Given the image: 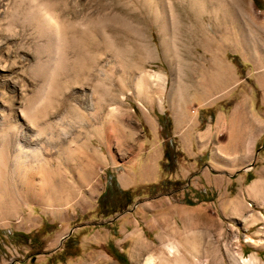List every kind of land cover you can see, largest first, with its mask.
Masks as SVG:
<instances>
[{
    "label": "rangeland",
    "instance_id": "obj_1",
    "mask_svg": "<svg viewBox=\"0 0 264 264\" xmlns=\"http://www.w3.org/2000/svg\"><path fill=\"white\" fill-rule=\"evenodd\" d=\"M166 1L175 6L163 15L167 34L155 21L161 14L151 0H0V117H20L17 109L34 89L24 60L32 56L17 49L20 30L30 32L40 11L52 10L70 23L100 21L85 32L80 25L74 26L73 39L86 53H95L99 47L102 62L108 56L105 35L117 48L111 66L116 94L112 110L104 106L94 115L83 108L54 111L53 119L63 120V133L58 130L51 140L47 202L21 203L16 211L6 212L10 187L0 186V264H120L115 259L118 254L125 257V264H145L147 257H152L153 264H264L263 140L255 157L245 161V167L252 164L248 171H242L245 167L218 175L210 171L212 178L220 177L223 183L220 191L214 183L202 193L211 201L202 209L198 207L202 198L197 197L192 202L196 207L182 211V218H150L149 228L139 221L132 227L134 210L120 216L121 221L107 224L133 204L140 208L158 198L188 206L183 190L185 181L195 178L192 173L180 176L178 187L154 194L143 183L157 175L153 163L163 140L158 116L189 107L198 98L194 100L198 108L209 115L208 119L199 115L200 125L205 120L212 123L211 112L249 92L258 105L256 82L264 75V11L251 0H221L220 9L209 0H199L198 6L188 0ZM112 15L113 25H105L102 19ZM3 16H9L10 22ZM126 22L138 29V36L129 32ZM10 33L14 39L7 40ZM50 53L49 42L36 47L40 65L48 63ZM157 76L163 77L164 85ZM140 77H145L142 89L137 86ZM81 89L73 82L61 84L60 98L73 107ZM61 142L64 146L58 150ZM107 172L122 187L134 184L135 188L130 206L103 217L96 206ZM160 173L167 179L168 174L161 169ZM256 176L263 184L261 193L254 194L250 190L254 182L249 187L248 183ZM234 199L232 213H221L220 206ZM163 212L156 208L150 214L157 217ZM71 229L70 236L60 242ZM138 244L145 245V251L136 263L133 251ZM170 247L178 259L169 255Z\"/></svg>",
    "mask_w": 264,
    "mask_h": 264
},
{
    "label": "bare ground",
    "instance_id": "obj_2",
    "mask_svg": "<svg viewBox=\"0 0 264 264\" xmlns=\"http://www.w3.org/2000/svg\"><path fill=\"white\" fill-rule=\"evenodd\" d=\"M151 1L155 6L154 10L161 14V17H155V21L158 20L160 30L165 34L168 21L163 15L166 9L172 11L175 6L169 1L165 2V0ZM188 1L198 6L199 0ZM209 2H214L218 9L224 6L221 0H209ZM43 10L45 9L43 8ZM3 17L7 21L10 19L9 16ZM114 20L112 15L102 19V22L105 25L111 23L113 25ZM98 22L97 20L84 24L65 22L60 20L52 10H45L40 11L39 18L34 20V28L30 29V32H26V28L19 29L21 31V43L17 51L18 53L31 54L32 58H24V60H27L26 73L35 84L32 92L25 98L23 105L17 109L20 117L16 119L11 116L0 117V186L6 184L10 187V194L5 199L6 212L16 211L21 203L47 202L48 200L47 186L50 178V165L52 164L48 156L54 148L51 145V140L58 130L63 133V120L58 119L59 123L57 120L55 121L53 119L54 111L61 113L69 109L83 108L91 112L89 114L94 115L102 112L104 106H107L106 108L110 106L108 111L112 110L111 106L115 102L116 94L114 95V78L111 66L117 55L116 46L114 47L111 38L105 35L104 47L108 56L106 55L107 57L102 62L98 54L99 47H94L95 53H86L75 45L73 39L74 26L80 25L79 30L85 32L89 27L95 28ZM127 22L125 26L127 25L129 32L138 36V29H133L132 23ZM8 35L7 40L14 39V35L11 33ZM43 42H49L51 53L48 63L40 65L36 55V47ZM2 44L0 42V47ZM90 56H94V58L90 59ZM105 66L110 67V69L106 71ZM157 77L158 80H162L161 83L164 85L163 77ZM144 80L145 77H140L138 80L139 89L143 88ZM68 82H73L75 86L82 88L79 90V97L73 99L75 104L73 107L67 106L65 100L60 98L59 86L61 84L68 85ZM83 86L87 87L83 89ZM63 135L66 136L67 134ZM63 146V142H61L57 149L60 150ZM38 175L40 180L37 179ZM260 183V181H256L251 185L250 190L254 194L261 193ZM144 247L145 245L138 244L133 251V258L136 263L140 262V256L145 251ZM168 252L171 256L175 254L171 247L168 248ZM174 258H179L177 253ZM145 264H153L152 257H147ZM235 264L238 262L236 261Z\"/></svg>",
    "mask_w": 264,
    "mask_h": 264
},
{
    "label": "crops",
    "instance_id": "obj_3",
    "mask_svg": "<svg viewBox=\"0 0 264 264\" xmlns=\"http://www.w3.org/2000/svg\"><path fill=\"white\" fill-rule=\"evenodd\" d=\"M258 81L256 82L259 93L258 105L254 103L252 92L244 93L237 102L230 104L224 109H217L211 112L212 123L205 120L200 125L199 120L201 118H199V115H203L205 119H208L209 115L205 112L202 113L203 110L198 108L199 104L194 101L198 98L192 99L189 107L175 108L173 114L169 110L166 113L171 123L170 138L174 141L176 150L180 153L175 169L168 174L167 180L178 182L181 179L180 176L190 173L195 176L190 182L188 180L185 181L184 186L186 189L183 190L185 201L193 202L197 200V197L202 198V193L207 190L210 191L211 188L209 187L214 183L219 184L216 190L220 191V185L223 182L220 177H216L217 179L212 178L210 171L217 175L226 174L225 172L228 169L236 170L237 168L245 167V161L254 157L258 143L264 138V115L260 112L264 111V75ZM160 148L153 163L157 175L152 180L143 182L146 185L157 184L165 178L160 173L159 167L163 152L162 144ZM114 178L119 188L123 191L129 190L132 192L135 188L134 184L122 187L117 178L115 176ZM194 179L196 180L193 182ZM256 180L261 182L260 185L263 184L260 176H256L249 181L248 187ZM189 195L195 199L190 198ZM261 197H264L262 193ZM236 201L237 199H234L232 203L222 204L219 208L220 212L226 215L230 214V212L232 213L231 208ZM199 202L198 207L202 209V205H208L211 201L210 199L202 198ZM193 205L181 206L158 198L154 202H148L140 208L135 207L130 215L134 222L132 227L133 225L138 226L139 221L142 226L149 228L152 224L150 218H182L181 212L186 208L196 207ZM156 208L163 209V214L157 217L151 215L150 211ZM120 219L124 218L116 220L121 221ZM122 223L124 225V220H122Z\"/></svg>",
    "mask_w": 264,
    "mask_h": 264
},
{
    "label": "trees",
    "instance_id": "obj_4",
    "mask_svg": "<svg viewBox=\"0 0 264 264\" xmlns=\"http://www.w3.org/2000/svg\"><path fill=\"white\" fill-rule=\"evenodd\" d=\"M251 1L255 8L264 11V3L261 0ZM157 124L160 128L159 135L163 139L162 159L159 163V166L162 173L169 174L175 169L176 161L180 157V153L176 150V145L170 138V119L166 115L163 117L158 116ZM179 185V182H171L170 180L164 178L157 184L148 185V189L151 194H154L157 192V190H167L169 187H178ZM133 194L129 190H121L116 183L114 176L107 172L103 191L97 198L96 208L103 217H107L115 213L117 210H122L130 206L132 203ZM184 204L189 206L193 205V203L189 201H184ZM115 259L120 264L126 263L125 257L121 254L115 256Z\"/></svg>",
    "mask_w": 264,
    "mask_h": 264
},
{
    "label": "water",
    "instance_id": "obj_5",
    "mask_svg": "<svg viewBox=\"0 0 264 264\" xmlns=\"http://www.w3.org/2000/svg\"><path fill=\"white\" fill-rule=\"evenodd\" d=\"M263 144H264V138H263L262 145H263ZM256 153H257V152H255L254 157H255ZM251 166H252V164L249 165V167H251ZM249 167H245V168H243L242 171H244V172L248 171ZM136 205H137V204H133L132 207H131L129 210H126V211H124L123 213L118 214L117 216H115L114 218H112L111 220H109V221L107 222V224L112 223L113 221H115L116 219H118L120 216H122V215L125 214V213H131V212L134 210V208L136 207ZM71 232H72V229L69 230V232H68L66 235H64V236H62V237L60 238V242H62L63 240L67 239V238L70 236Z\"/></svg>",
    "mask_w": 264,
    "mask_h": 264
}]
</instances>
